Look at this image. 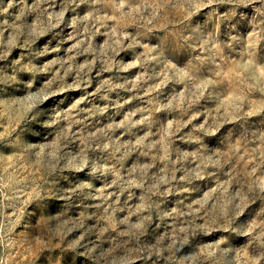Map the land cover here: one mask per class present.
<instances>
[{"label":"clouds","instance_id":"9594fccd","mask_svg":"<svg viewBox=\"0 0 264 264\" xmlns=\"http://www.w3.org/2000/svg\"><path fill=\"white\" fill-rule=\"evenodd\" d=\"M0 264H264V0H0Z\"/></svg>","mask_w":264,"mask_h":264},{"label":"rangeland","instance_id":"374dc122","mask_svg":"<svg viewBox=\"0 0 264 264\" xmlns=\"http://www.w3.org/2000/svg\"><path fill=\"white\" fill-rule=\"evenodd\" d=\"M57 10H58V9H57ZM49 55H50V56H54L55 54H54V53H50Z\"/></svg>","mask_w":264,"mask_h":264}]
</instances>
